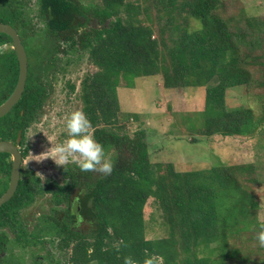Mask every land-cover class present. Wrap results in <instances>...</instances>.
Segmentation results:
<instances>
[{
    "label": "trees",
    "instance_id": "16d2710c",
    "mask_svg": "<svg viewBox=\"0 0 264 264\" xmlns=\"http://www.w3.org/2000/svg\"><path fill=\"white\" fill-rule=\"evenodd\" d=\"M26 4L0 0V22L12 24L23 36L32 25ZM37 4L46 28L40 39L51 44L47 64L31 69L21 99L0 117V140L15 142L21 131L23 159L28 155L26 130L39 119L49 92L47 79L34 70H46L58 52L86 50L98 71L81 81L83 111L114 167L110 175L95 177L92 171L82 172L77 163L67 164L62 183L42 181L21 167L15 194L0 206V227L23 246L44 242L45 234H51L59 247L70 249L68 264H124L126 256L134 264H230L227 258L236 256L237 250L229 248V239L262 224L255 212L259 207L255 165L181 170L171 162L153 163L145 132L130 135L119 123L117 90L122 80L132 88L137 77L155 74H162L166 88L205 86L203 134L255 132L264 114L255 118L252 108H226L223 95L228 88L253 84L251 65L264 70V51L255 53L264 42V16H246L244 26L235 24L216 12L221 0H101L92 5L37 0ZM150 5L157 11L158 30L148 23ZM93 19L101 27L89 26ZM190 19L201 25L192 27ZM9 42L13 44L12 38L0 32V45ZM18 74L15 49L0 54V104L13 92ZM260 75L263 79L257 84L264 86V71ZM68 84L74 91L76 84ZM11 167V155L1 152L0 196L8 188ZM41 194H51L56 205L30 231L22 210ZM151 197L162 210L164 237H146L144 208ZM6 242L2 231L1 263Z\"/></svg>",
    "mask_w": 264,
    "mask_h": 264
},
{
    "label": "rangeland",
    "instance_id": "374dc122",
    "mask_svg": "<svg viewBox=\"0 0 264 264\" xmlns=\"http://www.w3.org/2000/svg\"><path fill=\"white\" fill-rule=\"evenodd\" d=\"M23 1L27 3L26 8L29 7L27 15L32 25L25 32L27 38L22 32L19 34L28 55L30 74L33 67L40 68L41 62L45 64L51 44L40 39L45 36L46 28L43 18L39 15L37 0ZM79 1L86 5L101 3V0ZM144 5L143 2L142 7ZM216 12L233 20L235 24L244 26V17L264 16V0H221ZM149 13L151 20L148 23H153L158 30L156 9L151 6ZM141 17L146 18L144 11ZM190 24L197 27L201 22L190 19ZM89 26L101 27L96 19H93ZM61 47L65 48V44L61 43ZM12 49L11 42L3 44L0 46V54ZM262 51L264 42L257 46L255 53ZM57 55L58 58L53 59L55 63L48 61L50 65L46 70H34L36 76L42 74L47 79L49 92L40 110L39 119L33 121L26 130L25 145L29 146V152L23 159L22 167L24 171H33L42 181L55 179L62 183V168L76 161L70 158L66 162H60L54 146L63 142L67 135L65 121L68 114L77 109L83 110V77L87 73L98 71V67L90 61L86 50L61 51ZM251 70L255 78L253 84L228 88L223 95V105L226 108H252L255 118H259L264 114V86L257 83L263 79L260 72L264 70L259 69L258 65H251ZM135 81V87L130 88L126 87L125 81L122 80L117 90L120 105L119 123L123 125V131L134 135L136 131L143 130L150 160L164 165L171 162L176 169L192 170L223 164L253 163L256 168L255 176L259 181L254 185L259 203L255 212L258 221L264 224V121L249 135H206L203 134L201 126L204 120L201 112L205 107V86L166 88L162 74L137 77ZM69 82L76 84L74 91L70 90ZM134 112L137 117L127 116V113ZM90 131L93 134L92 128ZM92 174L95 177L100 175L96 171H92ZM55 205L51 194L37 195L34 203L22 210L21 217L27 229L32 231L39 222V217L51 213ZM59 207L63 208L64 204ZM144 217L147 238L167 235L160 204L154 197L149 198L144 208ZM259 226L229 239V248L237 250L236 256L227 258L230 264H264V247L260 246L256 239V233L260 231ZM2 231L7 236V242L4 245L6 248L1 252L4 262L0 264H59L58 260L61 264H68L70 249L59 247L58 238H53L51 234H45L44 242L23 246L15 241L14 234L8 229L0 227V232Z\"/></svg>",
    "mask_w": 264,
    "mask_h": 264
},
{
    "label": "clouds",
    "instance_id": "9594fccd",
    "mask_svg": "<svg viewBox=\"0 0 264 264\" xmlns=\"http://www.w3.org/2000/svg\"><path fill=\"white\" fill-rule=\"evenodd\" d=\"M65 128L67 130L65 139L54 146L58 160L66 162L71 158L76 161L82 172L96 171L105 176L110 175L114 162L107 155L105 147L90 131L91 122L87 114L81 109L70 112L65 121ZM259 227L260 231L256 233V239L260 246L264 247V224ZM124 264H134V261L126 256Z\"/></svg>",
    "mask_w": 264,
    "mask_h": 264
},
{
    "label": "water",
    "instance_id": "95a60500",
    "mask_svg": "<svg viewBox=\"0 0 264 264\" xmlns=\"http://www.w3.org/2000/svg\"><path fill=\"white\" fill-rule=\"evenodd\" d=\"M0 32L8 34L12 38L13 48L16 51L19 63V74L16 86L9 97L0 104V117H2L10 112L15 104L21 99L26 88L29 67L28 55L18 30L10 23L0 22ZM21 136L22 132L19 131L15 142L6 139L0 140V153L8 152L12 158L9 185L4 194L0 196V206L13 197L21 179V167L23 164V155L20 150Z\"/></svg>",
    "mask_w": 264,
    "mask_h": 264
},
{
    "label": "flooded vegetation",
    "instance_id": "af4514ba",
    "mask_svg": "<svg viewBox=\"0 0 264 264\" xmlns=\"http://www.w3.org/2000/svg\"><path fill=\"white\" fill-rule=\"evenodd\" d=\"M0 46H1V45H0ZM7 97H9V96H7ZM7 97H6V98H7ZM7 140H8V139H7Z\"/></svg>",
    "mask_w": 264,
    "mask_h": 264
}]
</instances>
